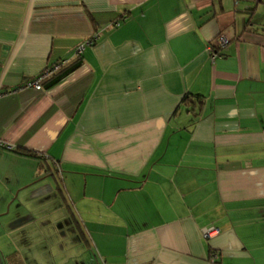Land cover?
<instances>
[{"label": "crops", "instance_id": "crops-1", "mask_svg": "<svg viewBox=\"0 0 264 264\" xmlns=\"http://www.w3.org/2000/svg\"><path fill=\"white\" fill-rule=\"evenodd\" d=\"M16 191L28 219L0 227L30 242L2 256L24 264H264V0H0V192Z\"/></svg>", "mask_w": 264, "mask_h": 264}, {"label": "rangeland", "instance_id": "rangeland-1", "mask_svg": "<svg viewBox=\"0 0 264 264\" xmlns=\"http://www.w3.org/2000/svg\"><path fill=\"white\" fill-rule=\"evenodd\" d=\"M48 181L50 184H55V179L53 177H48ZM57 179V177L55 176ZM47 180V179H45ZM58 181V179H57ZM24 197V194L21 192L18 194V192H14V194L11 196V198H7V194L4 192H0V223H5V225H9V228H11V224L23 222L28 219V215L24 212V209L20 206L17 207V203L21 204L22 198ZM65 212V210H64ZM65 216V217H63ZM51 219V218H50ZM48 219V221L50 220ZM53 221L62 225L69 222L67 219L66 213H56L53 215ZM8 228V229H9ZM14 228H20L18 230H15L14 232L7 234L5 232L6 229L3 230V228L0 227V264H24L19 257H4L3 252H6L7 250L11 249L12 247L16 246L22 249L23 244L26 241H29V239H25V235L29 234L27 230L23 229V227H14ZM74 228V227H72ZM33 233V232H31ZM2 248V250H1ZM48 249H46V253L50 256V253L47 252ZM6 255V254H5Z\"/></svg>", "mask_w": 264, "mask_h": 264}, {"label": "built area", "instance_id": "built-area-1", "mask_svg": "<svg viewBox=\"0 0 264 264\" xmlns=\"http://www.w3.org/2000/svg\"><path fill=\"white\" fill-rule=\"evenodd\" d=\"M114 26H118L119 22L116 21L113 23ZM98 38V33H94L90 35L89 37L85 38L82 40L77 46L73 48V50L70 53V56L73 57H79L83 53L86 47L91 46L94 44L96 39ZM215 44H217L219 47L224 46L227 44L228 40L223 36V35H218L214 38ZM208 51H210V58L213 60L216 56L219 55V53L212 48L211 44H208L207 46ZM69 61V57L62 58L50 65L44 66L36 76H34L31 79L26 80L24 82L23 86L21 87L22 89H32L35 91H42L43 90V83L45 80L59 72V70L67 64ZM201 236L205 239H209L214 237L219 233V228L215 226H208V227H203L201 229ZM219 259V253L216 250H210L209 255H208V260L210 262H215L216 260Z\"/></svg>", "mask_w": 264, "mask_h": 264}, {"label": "trees", "instance_id": "trees-1", "mask_svg": "<svg viewBox=\"0 0 264 264\" xmlns=\"http://www.w3.org/2000/svg\"><path fill=\"white\" fill-rule=\"evenodd\" d=\"M191 95V94H190ZM194 97H200V96H194ZM190 98H189V95H186V96H184L183 97V99H182V102H185V101H187V100H189ZM26 152V151H25ZM29 153V152H28ZM57 191L59 192V194L62 196V194H61V188H60V186H59V184H57ZM62 199H64V197H62ZM63 202H64V200H63ZM64 204H65V202H64ZM66 207H67V209H68V211H69V213H70V216H69V219H70V221H72L73 223H75L76 224V228L78 229V231H79V233H78V236L82 239V236H81V234H82V231H81V229H80V227H79V225H78V223H77V221L75 220V218H74V216H73V214H72V212H71V210H70V208H69V205H67L66 204Z\"/></svg>", "mask_w": 264, "mask_h": 264}]
</instances>
